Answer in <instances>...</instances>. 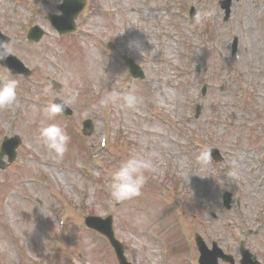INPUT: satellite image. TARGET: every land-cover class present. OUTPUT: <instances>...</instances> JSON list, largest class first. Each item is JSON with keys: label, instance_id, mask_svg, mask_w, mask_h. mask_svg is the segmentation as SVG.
Returning <instances> with one entry per match:
<instances>
[{"label": "rangeland", "instance_id": "rangeland-1", "mask_svg": "<svg viewBox=\"0 0 264 264\" xmlns=\"http://www.w3.org/2000/svg\"><path fill=\"white\" fill-rule=\"evenodd\" d=\"M58 1L0 0V30L12 38L5 48L33 70L37 82L36 87L17 82L28 95L18 103L0 101L1 133L21 138L15 160L0 171V264H51L44 242L50 228L75 264H113L102 236L83 225L87 214L111 212L115 236L138 264H161L155 236L173 241L169 251L177 252L178 215L190 235L207 219L228 240L230 231L221 220L230 217L247 233L251 220L259 222L264 212V26L257 25L264 0L233 1L226 21L218 0H87L77 30L62 39L42 19ZM129 5L137 9L131 12ZM190 5L197 15L188 22L184 15ZM34 23L46 33L37 43L25 44L24 34ZM209 26L215 39L208 37ZM234 35L235 57L216 56L217 50L226 55L227 40ZM108 40H115L117 53L105 50ZM127 52L144 65L146 77L134 84L132 99L126 95L112 109L102 67L106 55ZM194 65H200L197 72ZM190 66L191 79L177 77L179 69ZM201 77L208 83L203 96L197 86ZM51 78L64 85L61 92L73 109L69 120L41 106L45 95L40 91L47 90ZM238 80L247 93L243 103L236 102ZM146 104L153 108L141 117ZM196 104L200 109L194 117ZM85 116L96 125L84 138L78 129ZM128 136L134 140L130 155ZM103 137L105 149L99 144ZM210 147L224 156L221 163L209 158ZM230 186L240 199L226 210L220 195L228 188L235 192ZM56 206L67 215L65 231H57ZM262 222L258 234H246V240L254 252L261 240L256 252L264 260ZM173 258L166 264H174Z\"/></svg>", "mask_w": 264, "mask_h": 264}, {"label": "bare ground", "instance_id": "bare-ground-1", "mask_svg": "<svg viewBox=\"0 0 264 264\" xmlns=\"http://www.w3.org/2000/svg\"><path fill=\"white\" fill-rule=\"evenodd\" d=\"M131 9L135 11L137 9V7L136 6H133V8H131Z\"/></svg>", "mask_w": 264, "mask_h": 264}]
</instances>
